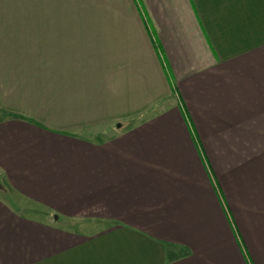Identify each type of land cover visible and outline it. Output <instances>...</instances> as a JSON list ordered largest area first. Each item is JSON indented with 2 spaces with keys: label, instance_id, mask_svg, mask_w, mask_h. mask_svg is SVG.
Returning a JSON list of instances; mask_svg holds the SVG:
<instances>
[{
  "label": "crops",
  "instance_id": "0c3cea01",
  "mask_svg": "<svg viewBox=\"0 0 264 264\" xmlns=\"http://www.w3.org/2000/svg\"><path fill=\"white\" fill-rule=\"evenodd\" d=\"M0 264H264V0H0Z\"/></svg>",
  "mask_w": 264,
  "mask_h": 264
},
{
  "label": "rangeland",
  "instance_id": "374dc122",
  "mask_svg": "<svg viewBox=\"0 0 264 264\" xmlns=\"http://www.w3.org/2000/svg\"><path fill=\"white\" fill-rule=\"evenodd\" d=\"M250 155H252V154H248L247 153V158L249 159V157H250ZM254 160V159H253ZM240 171V170H239ZM248 171V170H247ZM232 174H234V172H232V171H227V175L228 176H230V175H232ZM227 179H244V178H227ZM220 183H221V181H218V182H216V194H224L225 192H224V190H223V188L221 187V185H220ZM18 201H21V202H23L24 203V200L22 201L18 196H14ZM30 204V203H29ZM25 204V205H27L29 208H36V209H38V207L36 206V205H33V204Z\"/></svg>",
  "mask_w": 264,
  "mask_h": 264
}]
</instances>
